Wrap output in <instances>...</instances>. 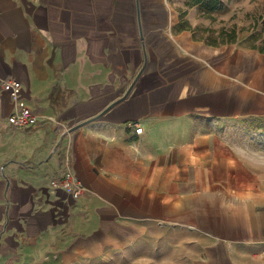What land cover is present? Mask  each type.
<instances>
[{
    "label": "crops",
    "instance_id": "crops-1",
    "mask_svg": "<svg viewBox=\"0 0 264 264\" xmlns=\"http://www.w3.org/2000/svg\"><path fill=\"white\" fill-rule=\"evenodd\" d=\"M189 2L0 0V264L258 263L264 183L210 128L264 119V52L194 37ZM67 162L78 198L48 185Z\"/></svg>",
    "mask_w": 264,
    "mask_h": 264
},
{
    "label": "rangeland",
    "instance_id": "rangeland-1",
    "mask_svg": "<svg viewBox=\"0 0 264 264\" xmlns=\"http://www.w3.org/2000/svg\"><path fill=\"white\" fill-rule=\"evenodd\" d=\"M219 7L194 24L193 35L208 44L239 43L264 52V0H219ZM230 153L248 162L264 183V119L214 123L210 128ZM136 252L107 253L86 264H185L173 252L162 255L158 240Z\"/></svg>",
    "mask_w": 264,
    "mask_h": 264
},
{
    "label": "built area",
    "instance_id": "built-area-1",
    "mask_svg": "<svg viewBox=\"0 0 264 264\" xmlns=\"http://www.w3.org/2000/svg\"><path fill=\"white\" fill-rule=\"evenodd\" d=\"M1 86L9 92L10 97L18 102L21 84L18 80L5 78L1 80ZM8 122L15 128L22 129L37 122L36 115L24 103L18 102L16 110L7 117ZM140 126H135L136 133L141 132ZM51 188L67 190L73 198H78L83 192V186L71 171L68 162L58 176L48 182ZM257 264H264V249L260 252V260Z\"/></svg>",
    "mask_w": 264,
    "mask_h": 264
},
{
    "label": "trees",
    "instance_id": "trees-1",
    "mask_svg": "<svg viewBox=\"0 0 264 264\" xmlns=\"http://www.w3.org/2000/svg\"><path fill=\"white\" fill-rule=\"evenodd\" d=\"M219 0H190L189 4H200L208 11L216 10L219 7Z\"/></svg>",
    "mask_w": 264,
    "mask_h": 264
},
{
    "label": "water",
    "instance_id": "water-1",
    "mask_svg": "<svg viewBox=\"0 0 264 264\" xmlns=\"http://www.w3.org/2000/svg\"><path fill=\"white\" fill-rule=\"evenodd\" d=\"M75 127V126H74Z\"/></svg>",
    "mask_w": 264,
    "mask_h": 264
}]
</instances>
